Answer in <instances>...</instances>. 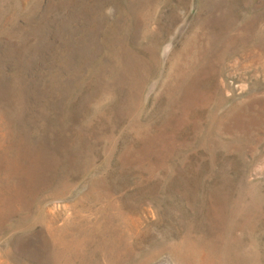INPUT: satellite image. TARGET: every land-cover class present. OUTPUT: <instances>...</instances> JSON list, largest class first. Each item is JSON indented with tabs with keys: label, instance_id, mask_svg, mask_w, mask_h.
<instances>
[{
	"label": "rangeland",
	"instance_id": "1",
	"mask_svg": "<svg viewBox=\"0 0 264 264\" xmlns=\"http://www.w3.org/2000/svg\"><path fill=\"white\" fill-rule=\"evenodd\" d=\"M0 264H264V0H0Z\"/></svg>",
	"mask_w": 264,
	"mask_h": 264
}]
</instances>
